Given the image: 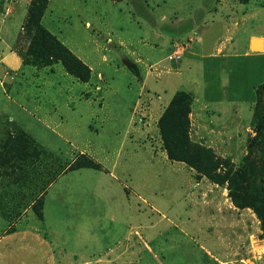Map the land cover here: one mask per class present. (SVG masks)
<instances>
[{"label":"rangeland","instance_id":"obj_1","mask_svg":"<svg viewBox=\"0 0 264 264\" xmlns=\"http://www.w3.org/2000/svg\"><path fill=\"white\" fill-rule=\"evenodd\" d=\"M43 3V26L91 72L84 81L87 74L64 55L50 65L35 60L28 53L33 31L27 26L35 0H0V39L6 24L14 37L13 49L0 40V264H48L51 249L40 246L46 240L69 252L58 254L62 264H95L117 245L131 247V256L119 260L126 264H218L264 252L254 211L234 208L228 183L216 184L170 161L158 125L144 111L149 100L165 98L167 88L180 82L175 73L146 78L158 62L178 67L177 60H164L173 43L195 38L207 53L231 37L229 52L241 53L248 34L264 35V0ZM244 64L229 61L230 74L244 75ZM75 66L79 77L68 71ZM244 77L234 95L246 99L241 100L246 126L253 116L247 97L254 95L257 80ZM262 102L264 109V96ZM255 123L239 157L216 155L226 161L216 172L221 178L226 169L243 171ZM90 162L95 169L87 167ZM205 183L217 186L207 200ZM44 196L67 212L70 227L83 231L63 232L49 207L40 220L36 207ZM93 227L99 229L98 244L89 233ZM36 229L48 239L38 242ZM26 230L35 232L17 234Z\"/></svg>","mask_w":264,"mask_h":264},{"label":"crops","instance_id":"obj_2","mask_svg":"<svg viewBox=\"0 0 264 264\" xmlns=\"http://www.w3.org/2000/svg\"><path fill=\"white\" fill-rule=\"evenodd\" d=\"M235 25L238 26V24ZM8 26L9 25L6 24L5 28L7 27V29L5 31V34L3 33V38L0 40L2 41L1 43L4 45L3 47H5V49H13L14 37L11 35V30L10 28L8 29ZM254 38H260L263 40L261 51H254L251 49V42ZM195 42L197 45H194ZM233 42L234 41L232 40V38L228 37L225 43H220L215 47V49L207 53H204L203 42L201 40H196L195 38H190L188 42L184 44L173 43L171 46V54H169L164 60L173 63L169 60V56L180 53L182 55V58L175 64V66L178 67L176 69L168 68L167 66L162 67V63L164 61L158 62L155 64L156 66L154 71H152L149 67L146 78L154 72H157L158 77H161L164 73H166L168 76L172 73H175L174 75L179 76V81H186L187 85H183L180 82L176 83L175 86H177L178 89L176 88L172 90L171 87L170 91L169 88H167L169 81H165V83H163L161 86V91H165L166 88L168 89L165 92L166 97L164 98L161 96H157V100H149V103L144 111L145 115H147V120L152 121L158 125L159 119L170 104L174 95L181 91L190 93L193 97L190 114V136L192 141L211 148L215 152V154L220 157L235 159L239 157L240 153L244 152L243 147L245 142H247L250 137H253V135H250L249 133L251 131L252 121L254 120V103L256 99V91L258 87L264 84V35L257 33L248 34L246 40L243 41L240 45L241 47H244L241 53H237L236 51H234V54H231V52H229V45L233 44ZM12 53V57L14 58V51ZM184 58L187 59V61L183 64L182 62ZM4 59L7 60L10 59V57L7 56ZM235 60L243 61L245 63L243 71H247L244 75L241 76L237 75V73H231L232 76H235L237 80V82L234 83L236 85H232L230 77L231 74L227 64L229 63V61ZM200 70H202L203 77H201L199 73ZM250 73L254 75L252 79L253 81L257 80V84L254 85V95L248 94L247 97L249 102L253 103V116L251 121H249L245 126L241 122V112L243 109L241 100H243L244 102L246 99L235 96L234 94H238V92L241 91L242 85L240 83H244V81L246 82V78L244 76H246L247 78H251ZM207 82H209L210 84L209 88L207 87ZM185 86H187V89H183L186 88ZM164 153L167 156L165 150ZM204 185L205 187H207L208 191L203 193V196L205 199H208L209 194L212 191L217 190V186L211 183H205ZM51 186L52 184L50 185V187ZM47 195L48 193L46 194V196ZM48 207L52 208L51 216L55 218L54 224L56 225V227L57 224L62 225V228L60 229L63 232L74 230V233H76L78 228L79 230L77 233H81V231H83L78 225L74 226L73 228L70 227L69 224L72 223V220L70 216L64 215V213L67 212L63 211V208H61L60 206H51V204H49L47 201L44 202V217L47 216L46 212ZM234 208L236 209V207ZM78 220L81 222V218H79ZM33 231L26 230L17 234L32 235L36 231L34 238L37 239L38 242L40 241V238L48 239L47 234L44 233L45 235L43 236L40 229H36L34 232ZM97 231H99V229L93 227L89 233L92 236V239H96L93 241V243L98 244L99 238L97 235ZM44 243L46 246H43V243L40 244L42 248L48 247L49 249H51V251L46 252V254L52 255V257L48 256V264H62L60 257H57L58 254H62L63 256L69 254V252L61 246H55L53 242H50L48 240L44 241ZM130 250L131 247L128 245H117L114 247L111 246V248H109V250L105 254V256L110 254L107 257L108 259L98 258L95 261V264H126L124 262H120L119 260L123 259L126 255L131 256ZM71 254L73 257H77L75 253ZM211 258L214 259V256L211 255ZM109 259H111V261H113L114 263H110ZM237 260H239V258L230 261ZM216 261L217 260H215V262ZM219 261L226 262L224 260ZM219 261H217L218 264H220ZM85 264H91V262H86Z\"/></svg>","mask_w":264,"mask_h":264},{"label":"trees","instance_id":"obj_3","mask_svg":"<svg viewBox=\"0 0 264 264\" xmlns=\"http://www.w3.org/2000/svg\"><path fill=\"white\" fill-rule=\"evenodd\" d=\"M122 2L123 0H113ZM43 0H35V4L29 9L28 28L33 31V37L28 50L29 55L35 60H43L45 65H50L65 56L66 62L69 59L90 78V68L80 59L72 55L71 51L64 46L52 33L43 26L44 18ZM75 67L68 68V71L79 77V71ZM264 96V84L256 91V106L254 107V119L256 136L250 140L248 154L244 159V169L240 173L227 170L223 178L216 174L225 167V162L216 159L215 152L202 144L195 143L190 137V114L193 97L187 92H178L174 95L163 115L159 119L158 128L160 131L163 148L167 158L172 162L183 163L194 169L199 175L207 177L212 182L229 184V198L233 205L242 210L250 208L261 220L264 232V109L262 97ZM88 168H96L90 162ZM77 169V168H73ZM70 169V170H73ZM45 196L38 201L36 215L40 220L44 218Z\"/></svg>","mask_w":264,"mask_h":264},{"label":"built area","instance_id":"obj_4","mask_svg":"<svg viewBox=\"0 0 264 264\" xmlns=\"http://www.w3.org/2000/svg\"><path fill=\"white\" fill-rule=\"evenodd\" d=\"M182 55L180 53H176L174 55L169 56V60H177L180 61ZM264 259V252L254 253L247 258H241L237 261H229V262H220V264H261Z\"/></svg>","mask_w":264,"mask_h":264},{"label":"water","instance_id":"obj_5","mask_svg":"<svg viewBox=\"0 0 264 264\" xmlns=\"http://www.w3.org/2000/svg\"><path fill=\"white\" fill-rule=\"evenodd\" d=\"M262 39L254 38L251 42V49L254 51H261L262 50Z\"/></svg>","mask_w":264,"mask_h":264}]
</instances>
